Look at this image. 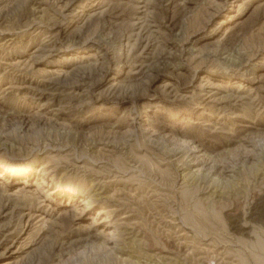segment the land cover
I'll return each instance as SVG.
<instances>
[{
	"label": "rangeland",
	"instance_id": "obj_1",
	"mask_svg": "<svg viewBox=\"0 0 264 264\" xmlns=\"http://www.w3.org/2000/svg\"><path fill=\"white\" fill-rule=\"evenodd\" d=\"M3 263L264 264V0H0Z\"/></svg>",
	"mask_w": 264,
	"mask_h": 264
},
{
	"label": "bare ground",
	"instance_id": "obj_2",
	"mask_svg": "<svg viewBox=\"0 0 264 264\" xmlns=\"http://www.w3.org/2000/svg\"><path fill=\"white\" fill-rule=\"evenodd\" d=\"M166 256V255H165ZM3 264H5V263H3ZM7 264V263H6Z\"/></svg>",
	"mask_w": 264,
	"mask_h": 264
}]
</instances>
